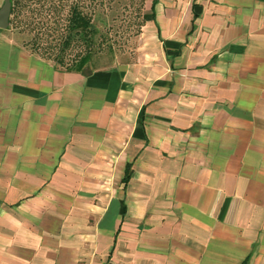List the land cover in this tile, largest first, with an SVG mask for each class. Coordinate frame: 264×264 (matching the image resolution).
<instances>
[{"label":"crops","instance_id":"obj_1","mask_svg":"<svg viewBox=\"0 0 264 264\" xmlns=\"http://www.w3.org/2000/svg\"><path fill=\"white\" fill-rule=\"evenodd\" d=\"M6 31L0 264H264V0H145L89 71Z\"/></svg>","mask_w":264,"mask_h":264},{"label":"rangeland","instance_id":"obj_2","mask_svg":"<svg viewBox=\"0 0 264 264\" xmlns=\"http://www.w3.org/2000/svg\"><path fill=\"white\" fill-rule=\"evenodd\" d=\"M4 0H0V7ZM75 0H21L10 12L8 36L22 48L54 64L63 55L61 68L70 66L85 51L83 39L75 38L65 49L69 7ZM91 18L95 50L80 71L111 67L132 61L138 50L145 0H81ZM58 65V64H56ZM59 67V66H58Z\"/></svg>","mask_w":264,"mask_h":264},{"label":"trees","instance_id":"obj_3","mask_svg":"<svg viewBox=\"0 0 264 264\" xmlns=\"http://www.w3.org/2000/svg\"><path fill=\"white\" fill-rule=\"evenodd\" d=\"M20 2L21 0H11V13H15V11H17V9L20 7ZM81 4V0H75L69 7V15L66 24L67 32L65 34L63 44L66 49L70 46L71 42L75 38L83 39L86 43V49L74 62V64L66 66L65 68L63 67L65 70L80 71L81 68L90 60L93 52H95V50L92 48V36L95 30L91 23L90 16L84 12ZM56 62L58 65H55L61 68L63 65V55L57 56Z\"/></svg>","mask_w":264,"mask_h":264},{"label":"water","instance_id":"obj_4","mask_svg":"<svg viewBox=\"0 0 264 264\" xmlns=\"http://www.w3.org/2000/svg\"><path fill=\"white\" fill-rule=\"evenodd\" d=\"M11 12V0H4L0 7V28H7Z\"/></svg>","mask_w":264,"mask_h":264}]
</instances>
